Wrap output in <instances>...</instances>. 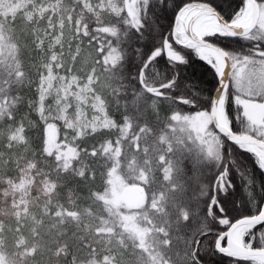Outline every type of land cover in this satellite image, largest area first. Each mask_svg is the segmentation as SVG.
I'll use <instances>...</instances> for the list:
<instances>
[{
	"label": "snow or ice",
	"instance_id": "obj_1",
	"mask_svg": "<svg viewBox=\"0 0 264 264\" xmlns=\"http://www.w3.org/2000/svg\"><path fill=\"white\" fill-rule=\"evenodd\" d=\"M0 264H264V0H0Z\"/></svg>",
	"mask_w": 264,
	"mask_h": 264
}]
</instances>
